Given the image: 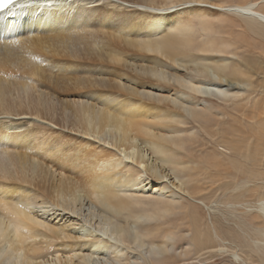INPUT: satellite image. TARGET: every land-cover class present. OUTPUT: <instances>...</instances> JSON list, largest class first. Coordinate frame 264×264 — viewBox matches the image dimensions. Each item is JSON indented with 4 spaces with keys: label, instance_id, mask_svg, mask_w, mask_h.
Wrapping results in <instances>:
<instances>
[{
    "label": "bare ground",
    "instance_id": "obj_1",
    "mask_svg": "<svg viewBox=\"0 0 264 264\" xmlns=\"http://www.w3.org/2000/svg\"><path fill=\"white\" fill-rule=\"evenodd\" d=\"M96 1L99 0H16L0 12V151L7 153L6 158H0V264H118L106 258L112 250L118 251L119 239L142 245L137 223L155 211H170L173 202L157 204L153 210L137 209L141 196L136 193L140 194L141 182L132 172L126 168L122 172L119 167L122 162L142 165L144 172L160 178L156 164L170 165L167 152L175 144L171 137L163 135L174 129L162 121L190 114V98L179 95L178 100L173 97L166 101L152 96L153 89L176 94L189 83V75L175 66L188 69L187 63L179 62L197 56L186 50L196 44L191 36L193 22L191 16H181L178 9L191 8L188 11L194 13L192 16L210 19L231 13L264 25V11L256 1L225 4L195 0V4L191 0H108L139 11L136 18L127 20L124 12L102 10L99 23L95 22L98 26L92 27L84 16L94 11L90 5ZM79 3L90 7L78 9ZM213 43L202 42L198 50L217 48ZM189 88L203 97L224 96L220 83L199 79ZM13 92L24 100L17 103L10 95ZM8 95L14 99L9 101ZM25 101L29 105L23 104ZM166 103H171L176 113L168 111ZM27 114H34L39 124L51 127L46 135L53 134L54 142L44 143L43 150L34 144L43 145L44 140L33 137L42 130L27 120ZM65 126L87 136L89 141L92 137L111 139L114 152L106 148L95 154L92 151L96 148L87 150L79 145L78 150L77 146L71 147L79 157L68 154L66 160L69 149L64 151L63 146H71L74 136L62 132ZM10 132L13 135L8 136ZM52 168L59 177L45 186L47 172ZM74 170L80 176H72ZM26 186L33 187L29 188L33 194ZM125 190L130 193L122 195ZM30 195L42 198L39 204L50 201L72 212L77 202L82 203L81 196L100 207L97 232L86 226L87 219L77 229L79 238L92 237L88 244L83 241L86 244L81 246L87 248L82 247L86 251L79 253L78 263L73 260L77 256L75 244L70 243L65 249L58 246L46 262L36 260L41 257L36 254L38 237L59 239L68 234L64 227L48 226L42 221L38 204L30 200ZM256 206L264 217V196ZM122 214L125 221L116 222L115 218ZM196 215L195 210L190 212L195 224ZM92 216V220L96 219L94 213ZM197 232L200 234L199 227ZM106 236L115 243L102 240ZM166 243L162 240L159 245ZM206 245L207 242L201 247ZM155 246L150 243L149 250H158ZM217 246V250L226 249L221 244ZM99 255L101 261H94Z\"/></svg>",
    "mask_w": 264,
    "mask_h": 264
},
{
    "label": "rangeland",
    "instance_id": "obj_2",
    "mask_svg": "<svg viewBox=\"0 0 264 264\" xmlns=\"http://www.w3.org/2000/svg\"><path fill=\"white\" fill-rule=\"evenodd\" d=\"M206 1L225 4L256 1L259 3L258 8L264 11V0ZM191 2L197 3L195 0ZM84 6L86 7L79 3L78 9H85ZM90 6H94V11L90 12L89 16H84V21L92 27L96 24L98 26V17L102 10L108 13L124 12L127 20L135 19L139 12L114 5L108 0H99ZM188 9L191 8L178 9V13L192 18L191 36L196 44L186 47V50L197 56L179 62L181 65L187 63L188 69L175 67L189 75V83L184 84L180 94L163 89L152 90V96L163 97L166 101L173 97L178 100L176 96L179 95L192 99L190 114L162 121L174 129L163 132V135L171 137L175 143L167 152L169 161L171 160L169 163L172 165L156 164L159 180L133 163L122 162V167H119L122 172L125 168L126 171L132 172L136 180L141 182L138 186L140 194L136 193L141 196L137 199V209L153 210L154 206H162L166 201H172L173 207L168 212L155 211L149 219L145 218L137 223L136 231L139 232L142 245L136 246L128 240L119 239L118 251L112 250L106 260L118 264H264V217L259 214L256 206L264 196V25L231 13H222L214 19L197 18L192 16L194 13ZM114 19L111 20L115 21ZM96 21L98 23H95ZM206 41L215 42L213 44L217 48L206 52L199 51V44ZM192 60V63L189 62ZM199 79L222 84L224 96L203 97L192 93L190 83ZM10 95L9 101L14 99L18 103L19 100H24L22 95L19 96L15 92ZM29 97L30 100L31 95ZM23 104L29 105L26 101ZM167 110L176 113L171 103L168 104ZM26 116L27 120H32L33 124L42 130L39 129L41 136L39 132V136L37 134L33 137L38 141L44 140L43 145L31 142L30 146L33 143L43 150L47 143L49 145L54 140L53 134L46 135L51 127L49 129V125L39 124L34 114ZM61 130L65 135L70 136L71 133L74 136L70 142L71 146H63L64 151L69 149L64 156L66 160L68 154L79 157L73 153V146H77V150L79 145L87 150L96 148L93 153H99L106 148L114 152L110 145L111 139L92 137L93 140L89 141L87 136L70 130V127L65 126ZM11 133H8V136ZM84 137H87V142ZM5 155L7 156L5 151H0L1 159L6 158ZM53 170L47 172L49 176L46 177L45 186H49L48 182L51 185L52 178L54 182L57 181L58 171ZM75 174L80 176V173L77 174L74 170L72 176L76 177ZM26 187L25 189L33 194V187ZM129 193L125 190L122 195ZM81 198L82 203L77 202L72 212L65 206L60 204L58 207L50 201L42 203L44 205L39 204L42 198L30 195V200L38 204L37 211L42 221L48 226L64 227L68 234V237L61 235L59 239L38 237L35 243L38 250L36 254L41 257L37 258V261L46 262L47 257L51 258V255L56 253L58 246L65 249L69 243L75 244L76 247L77 256L73 257L74 262L80 261L79 253L83 255L86 251L83 248H87L81 245L86 244L83 241L88 244L92 237L79 238L77 229L87 219L86 226L97 232L98 218L101 216L98 215L101 212L100 207L94 206L93 200L92 203L88 198ZM84 207L87 208L84 210ZM192 210L197 213V224L190 216ZM85 213L86 216L83 215ZM93 213L96 216L94 220ZM89 214L90 217H87ZM124 218L125 214H122L115 220L123 223ZM198 227L200 234L197 232ZM106 239L108 243H115L108 236L102 237V240ZM162 240L167 243L161 246L159 244ZM206 242L207 247L202 248L201 245ZM150 243L155 244L154 248L158 250L150 251ZM220 244L226 248L224 251L217 250V245ZM101 257L96 256L94 261H101Z\"/></svg>",
    "mask_w": 264,
    "mask_h": 264
},
{
    "label": "snow or ice",
    "instance_id": "obj_3",
    "mask_svg": "<svg viewBox=\"0 0 264 264\" xmlns=\"http://www.w3.org/2000/svg\"><path fill=\"white\" fill-rule=\"evenodd\" d=\"M15 3L16 0H0V10L8 8L9 6L14 5Z\"/></svg>",
    "mask_w": 264,
    "mask_h": 264
}]
</instances>
